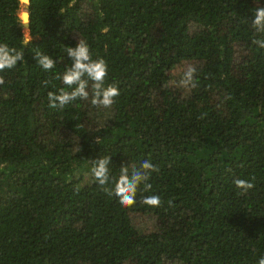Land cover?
<instances>
[{"label": "trees", "instance_id": "trees-1", "mask_svg": "<svg viewBox=\"0 0 264 264\" xmlns=\"http://www.w3.org/2000/svg\"><path fill=\"white\" fill-rule=\"evenodd\" d=\"M264 0H0V43L25 59L0 72V264H258L264 257ZM108 65L111 108L66 86V46ZM39 50L56 60L45 72ZM189 66L197 87L180 84ZM47 82V83H45ZM100 140V142H98ZM150 160L158 171L124 207L91 174ZM254 184L242 193L233 181ZM111 186V185H110ZM158 195L156 208L143 197ZM149 222L147 229L138 218Z\"/></svg>", "mask_w": 264, "mask_h": 264}, {"label": "clouds", "instance_id": "clouds-1", "mask_svg": "<svg viewBox=\"0 0 264 264\" xmlns=\"http://www.w3.org/2000/svg\"><path fill=\"white\" fill-rule=\"evenodd\" d=\"M22 3H28V0H22ZM254 13L251 25L255 33L260 34L261 38L254 39L253 44L264 49V6H257ZM28 24L29 16L26 13L21 24L24 26V44L26 46L32 40L29 35ZM65 52L67 57L71 59V64L62 76L58 75L56 78L62 80L66 88L71 89V91L65 88H61L59 93L49 91L47 96L49 107L53 109L63 108L77 100L88 101L91 97L92 106L111 108L115 103V98L120 95V89L115 84L105 86L108 76V65L105 59H93L87 43L81 38L75 47L66 46ZM24 59V51H17L15 48H10L6 43H0V72L13 69L18 62ZM34 59L45 72H50L56 64V60L39 50L35 52ZM196 71L195 67L189 66L184 72L180 84L186 88H196ZM4 82V79L0 77V85H3ZM110 164L111 156L93 160L91 174L99 187L109 196H115L121 206L128 207L135 203L137 190L141 184H144L146 191L151 190L152 186L147 181L151 173L158 171V168L150 160H145L138 166L134 164L122 166L118 178L110 175ZM233 183L242 190L241 194L247 193L254 187L253 183L244 179H235ZM142 202L149 207L156 208L161 205V198L158 195L146 196L143 197ZM258 264H264V257L258 261Z\"/></svg>", "mask_w": 264, "mask_h": 264}, {"label": "rangeland", "instance_id": "rangeland-1", "mask_svg": "<svg viewBox=\"0 0 264 264\" xmlns=\"http://www.w3.org/2000/svg\"><path fill=\"white\" fill-rule=\"evenodd\" d=\"M21 3H22V2H21ZM25 10H26V4H25V3H22V8H21L19 14H21V12H23V11H25ZM20 20H21V22H23L22 19H21V17H20ZM29 35H30V34H29ZM136 222H137L138 227L141 228L142 230H143V229H147V227L150 226V223L144 221L141 217H139L138 220H137Z\"/></svg>", "mask_w": 264, "mask_h": 264}, {"label": "water", "instance_id": "water-1", "mask_svg": "<svg viewBox=\"0 0 264 264\" xmlns=\"http://www.w3.org/2000/svg\"><path fill=\"white\" fill-rule=\"evenodd\" d=\"M21 2H22V0H21ZM29 3H30V0H28V3H25V4H26V10L23 11V12H21V14H20V17H21L22 21H23V17H24V15H25L26 13H27L28 16H29V11H28V5H29ZM27 27H28V28L30 27V19H29V24L27 25Z\"/></svg>", "mask_w": 264, "mask_h": 264}]
</instances>
